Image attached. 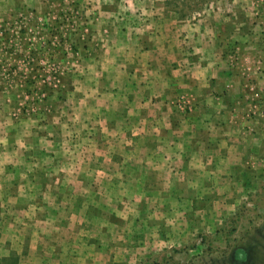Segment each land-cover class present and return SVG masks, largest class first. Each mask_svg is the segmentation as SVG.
Masks as SVG:
<instances>
[{
    "label": "rangeland",
    "instance_id": "rangeland-1",
    "mask_svg": "<svg viewBox=\"0 0 264 264\" xmlns=\"http://www.w3.org/2000/svg\"><path fill=\"white\" fill-rule=\"evenodd\" d=\"M231 75L264 0H0V264H264V149L196 167Z\"/></svg>",
    "mask_w": 264,
    "mask_h": 264
},
{
    "label": "crops",
    "instance_id": "crops-1",
    "mask_svg": "<svg viewBox=\"0 0 264 264\" xmlns=\"http://www.w3.org/2000/svg\"><path fill=\"white\" fill-rule=\"evenodd\" d=\"M226 80L227 86H229L227 87L226 99L219 98L216 100L220 107L222 106L223 109H221L223 112L221 114L224 116L222 117L221 115L222 120H220V123H217L216 120H214V117L216 119L220 115V112L216 114L213 113V118H211V120H213L211 126H213L215 122L217 123L216 129L225 131L212 133L216 137L217 143L213 145L215 149L211 148V151L215 154L222 155L221 150H223L224 155H222V157L225 159L217 160L214 163H212L210 159H206L210 162L209 164L208 162L203 164V161L199 160L196 167L199 170H202L204 167L209 169L213 168L215 170L213 175H218L217 169L219 170V173H223V171L220 172V169L227 170L229 172L226 173L227 177L229 179H234V183H237L234 172L236 174L239 170L245 169L248 162L246 160L247 157H252L253 154H257L264 149V103L262 104L258 102L253 104L247 96H233L232 94L234 93L235 88L237 89V86L234 84V76L231 75ZM262 85L261 82H258L256 89H260L263 87ZM213 129L214 128H210V131H213ZM252 130L255 132H251ZM249 136L253 139H249ZM224 139L228 142V145H224L225 149L218 147L223 146L220 143L218 144V141L221 142ZM203 152L206 151L203 150ZM217 158L219 159L220 157L217 156L216 159ZM216 162L220 163L222 167ZM238 183H242V180L238 181Z\"/></svg>",
    "mask_w": 264,
    "mask_h": 264
}]
</instances>
